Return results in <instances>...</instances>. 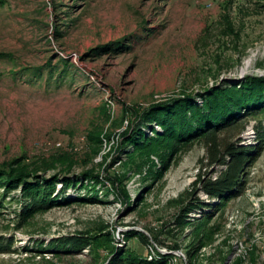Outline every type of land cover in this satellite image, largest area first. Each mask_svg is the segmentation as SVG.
Wrapping results in <instances>:
<instances>
[{"label": "rangeland", "instance_id": "rangeland-1", "mask_svg": "<svg viewBox=\"0 0 264 264\" xmlns=\"http://www.w3.org/2000/svg\"><path fill=\"white\" fill-rule=\"evenodd\" d=\"M123 39L116 51L91 52ZM0 54V166L19 159L56 166L40 172L46 177L71 166L73 177L93 170L106 182L97 188L102 202L73 201L26 217L21 188L7 196L0 241L14 243L0 252V264H108L124 251L141 264H264V150L245 191L194 231L176 220L198 174L214 177L219 169L204 143L174 154L163 143L141 153L121 148L123 132L139 123L135 110L184 93L202 103L201 95L225 82L264 77V0H0ZM256 124L243 144L255 145ZM78 190L91 192L78 186L67 194ZM63 235L88 236L91 248L34 252L37 242Z\"/></svg>", "mask_w": 264, "mask_h": 264}, {"label": "trees", "instance_id": "trees-1", "mask_svg": "<svg viewBox=\"0 0 264 264\" xmlns=\"http://www.w3.org/2000/svg\"><path fill=\"white\" fill-rule=\"evenodd\" d=\"M53 5L59 6L60 2H54ZM124 45L123 39L93 48L91 52L95 55L105 51L113 52ZM87 56H90V53ZM63 61L68 65L67 60ZM61 77L63 81L65 75L62 74ZM201 96L204 98L202 103H197L192 94L184 93L181 97L135 110L139 123L135 126L133 120L131 121L130 127L122 134L124 141L121 142L122 150L132 145V152L135 153H141L144 149L155 151L158 145L163 143L169 154H174L180 148H189L196 142L204 143L209 163L211 166L218 165L219 169L214 171L217 173L214 177L198 174L193 184L194 191L187 192L189 204L182 207L176 220L181 229L193 225L194 231L207 223L216 211L222 210L227 202L245 191L248 169L264 150V77L248 76L241 83L225 82ZM251 120L257 121L256 125H252L256 138L253 146L243 144L242 137ZM147 127L156 135L148 136L146 131L144 132ZM158 127L162 133H159ZM95 139L102 140L100 136ZM124 152L126 155L132 153ZM168 153L163 150L157 152L163 160ZM51 168L56 166L49 163L31 166L20 159L13 161L8 167L0 166V207L4 199L18 188H21V196L26 204L23 217L73 201H103L99 198L97 188L99 185L105 187L106 182L93 170H87L79 178L70 175L71 166L49 177L40 175V172H47ZM59 183L62 185L60 189L57 188ZM111 184L116 188V181L113 180ZM78 186L91 192L83 195L78 190L75 198H71L67 194L68 189ZM199 192L204 193L207 200L198 197ZM190 213L199 214L200 219L191 220ZM140 239L147 243L144 237L140 236ZM13 243V240L0 241V252L11 251ZM91 245L92 241L88 236L63 235L48 243L37 242L34 252L76 254L90 249ZM111 252H114L113 248ZM138 260L133 254L124 251L115 254L108 264H141Z\"/></svg>", "mask_w": 264, "mask_h": 264}]
</instances>
